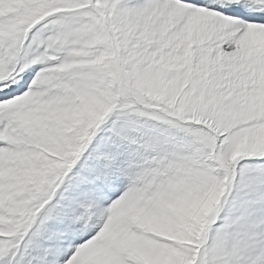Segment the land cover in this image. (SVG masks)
<instances>
[{
  "label": "snow or ice",
  "instance_id": "6c2138e0",
  "mask_svg": "<svg viewBox=\"0 0 264 264\" xmlns=\"http://www.w3.org/2000/svg\"><path fill=\"white\" fill-rule=\"evenodd\" d=\"M0 264H264V0H0Z\"/></svg>",
  "mask_w": 264,
  "mask_h": 264
}]
</instances>
